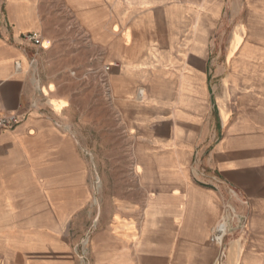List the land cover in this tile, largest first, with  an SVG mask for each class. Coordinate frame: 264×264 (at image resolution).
Segmentation results:
<instances>
[{"label": "crops", "instance_id": "1", "mask_svg": "<svg viewBox=\"0 0 264 264\" xmlns=\"http://www.w3.org/2000/svg\"><path fill=\"white\" fill-rule=\"evenodd\" d=\"M62 1L121 64L113 81L129 131L142 128L147 148L159 151L137 158L141 204L118 205L100 220L90 210L87 160L34 110L38 53L22 36L40 33V6L50 0H0V109L22 118L0 133V264H215L220 255L223 264H264V0ZM160 8L168 31L178 14L196 38L201 16L210 36L227 12L226 60L213 76L199 39L160 48ZM146 61L171 89L149 86ZM136 84L145 87L142 103L157 108L136 102ZM143 107L154 113L142 117ZM153 118L160 127L148 125ZM201 168L221 182L203 185ZM91 219L83 259L77 245Z\"/></svg>", "mask_w": 264, "mask_h": 264}, {"label": "rangeland", "instance_id": "2", "mask_svg": "<svg viewBox=\"0 0 264 264\" xmlns=\"http://www.w3.org/2000/svg\"><path fill=\"white\" fill-rule=\"evenodd\" d=\"M40 8L42 28L39 32L43 43L49 41L51 45H48L49 48L34 46L38 53L37 63L31 68L35 79L34 110L39 117L53 125L61 136L71 140L80 155L87 160L88 187L92 193L90 210L100 213V220H109L116 206L141 204L144 191L136 171L137 158L159 150L147 148L142 128H135L132 134L129 131V126L132 128L133 124H129L127 116L131 113L124 112L113 81V72H117L121 64H111L112 54L108 46L94 44L90 35L75 21L73 10L62 0H50ZM160 9V48H186L199 39L209 48L208 67L212 69L213 76L215 64L222 65L226 60L230 30L227 26L229 21H226L229 18L227 12L221 26L210 36L202 35L208 22L201 16V35L196 38L190 30V19L181 21L178 14L169 22L172 30L168 31L164 12ZM111 25L109 22L105 28L109 30ZM167 31L173 37L168 38ZM147 61L143 77L153 80L149 86L157 92L171 89V85L161 78V68H155ZM107 66L110 67L109 71L106 70ZM133 87H136L134 97L138 104L159 106L156 101L142 103L138 94L139 89L145 87L138 84ZM50 101L52 104L58 103L60 109L55 110ZM141 109L144 118L155 110L152 107ZM216 116L217 109H212L210 118L213 126L216 125ZM148 121V125L160 127L157 118ZM93 223L94 219H91L77 245L80 253L87 252L86 240L96 227ZM83 241L84 247L81 245Z\"/></svg>", "mask_w": 264, "mask_h": 264}, {"label": "built area", "instance_id": "3", "mask_svg": "<svg viewBox=\"0 0 264 264\" xmlns=\"http://www.w3.org/2000/svg\"><path fill=\"white\" fill-rule=\"evenodd\" d=\"M22 39L24 42L31 43L34 46L41 45L43 47V37L38 32L26 33L22 36ZM106 70L109 71L110 67L107 66ZM21 120L22 118L19 114L6 112L0 109V133L14 129L18 124H20ZM199 177L201 179V183L205 185H210L212 182H216V183L221 182V180L217 176L209 175L208 171L205 168H201L199 170ZM231 193L233 196H237L235 190H231ZM226 231H227L226 226L224 228L219 229L218 232H216L215 234L216 240L222 242L225 235L224 232ZM87 243L88 241L86 240V244ZM84 244L85 241H83L81 245L84 247ZM81 255L82 258L85 259L86 252L83 251ZM215 264H223L222 255H220V257L216 260Z\"/></svg>", "mask_w": 264, "mask_h": 264}, {"label": "bare ground", "instance_id": "4", "mask_svg": "<svg viewBox=\"0 0 264 264\" xmlns=\"http://www.w3.org/2000/svg\"><path fill=\"white\" fill-rule=\"evenodd\" d=\"M48 43L45 41L44 43H43V48H48Z\"/></svg>", "mask_w": 264, "mask_h": 264}]
</instances>
